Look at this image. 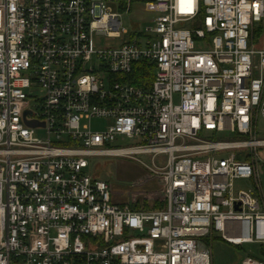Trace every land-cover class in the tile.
I'll return each instance as SVG.
<instances>
[{
  "label": "built area",
  "instance_id": "obj_1",
  "mask_svg": "<svg viewBox=\"0 0 264 264\" xmlns=\"http://www.w3.org/2000/svg\"><path fill=\"white\" fill-rule=\"evenodd\" d=\"M263 23L264 0H0V264H214L216 234L263 248ZM103 157L160 178L164 208L116 203Z\"/></svg>",
  "mask_w": 264,
  "mask_h": 264
},
{
  "label": "rangeland",
  "instance_id": "obj_2",
  "mask_svg": "<svg viewBox=\"0 0 264 264\" xmlns=\"http://www.w3.org/2000/svg\"><path fill=\"white\" fill-rule=\"evenodd\" d=\"M117 12V8H114ZM147 16L143 11V6L134 7L129 14H123L121 18L123 28L132 31L134 26L140 25L145 27L144 19ZM262 28L261 35L257 32L253 33V42L258 49L264 50V23L258 25L256 29ZM114 42L102 39V45H110ZM99 122L92 124L93 128H97ZM259 138L264 139V118L259 117L258 124ZM226 139L229 134L222 135ZM129 140H118L115 147L129 146ZM140 159L150 164L148 157H140ZM94 174L97 178L107 182L113 191L115 202L132 211H151L162 209L165 206V198L163 193L162 181L158 177H154L142 164L124 157H103L94 158L92 165ZM90 167V168H91ZM251 184L247 180H239L235 182V190H249ZM163 202V204H161ZM221 234H216L212 241L211 251L214 264H242L248 254H254L256 257L264 260V247L258 245H244L242 247H234L225 243L221 239Z\"/></svg>",
  "mask_w": 264,
  "mask_h": 264
},
{
  "label": "trees",
  "instance_id": "obj_3",
  "mask_svg": "<svg viewBox=\"0 0 264 264\" xmlns=\"http://www.w3.org/2000/svg\"><path fill=\"white\" fill-rule=\"evenodd\" d=\"M261 30H262L261 27L259 29H255L254 33L257 32L259 35H261ZM144 81H145V79H139L137 81H133V83L138 84V85H143ZM161 204H163V202ZM261 251H263L262 248H261ZM256 258H258V257H256ZM258 259H260V258H258Z\"/></svg>",
  "mask_w": 264,
  "mask_h": 264
},
{
  "label": "water",
  "instance_id": "obj_4",
  "mask_svg": "<svg viewBox=\"0 0 264 264\" xmlns=\"http://www.w3.org/2000/svg\"><path fill=\"white\" fill-rule=\"evenodd\" d=\"M30 126H35L36 124L35 123H28Z\"/></svg>",
  "mask_w": 264,
  "mask_h": 264
}]
</instances>
